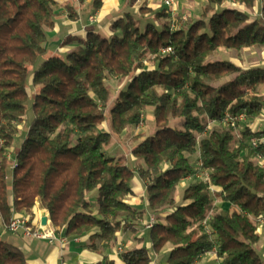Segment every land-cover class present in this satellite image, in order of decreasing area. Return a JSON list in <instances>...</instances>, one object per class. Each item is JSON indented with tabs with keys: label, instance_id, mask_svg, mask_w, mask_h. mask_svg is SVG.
I'll return each instance as SVG.
<instances>
[{
	"label": "trees",
	"instance_id": "16d2710c",
	"mask_svg": "<svg viewBox=\"0 0 264 264\" xmlns=\"http://www.w3.org/2000/svg\"><path fill=\"white\" fill-rule=\"evenodd\" d=\"M143 3L137 11L150 19L126 11L108 33L67 35L58 55L46 47L56 0H0L1 224L14 215L33 220L39 204L56 234L87 237L88 249L102 255L95 264H154L152 252L166 243V264H194L210 251L221 264H264L256 251L264 171L254 158L264 156V142L250 144L264 128L249 126L264 108V66L245 63L256 56L249 51L264 48V0H205L199 17L176 27L166 6ZM100 4L93 0V9ZM29 100L33 117L11 162ZM146 111L155 129L133 136L129 153L143 161L135 172L126 156L103 149ZM226 114L245 119L222 122ZM198 168L210 170L216 191L193 179L178 201L179 184ZM136 174L155 217L150 246L125 248L117 261L108 254L117 233L138 231L143 213L128 201ZM0 264H27L22 248L1 235Z\"/></svg>",
	"mask_w": 264,
	"mask_h": 264
},
{
	"label": "crops",
	"instance_id": "0c3cea01",
	"mask_svg": "<svg viewBox=\"0 0 264 264\" xmlns=\"http://www.w3.org/2000/svg\"><path fill=\"white\" fill-rule=\"evenodd\" d=\"M57 12L55 17L54 26L51 28V37L46 42L48 52L55 54L54 51L65 52L68 46H62V41L67 35L84 36L89 30H94L95 27L99 32L108 33L110 25L113 20L123 15L122 9L124 6L137 10L136 3L129 4L128 0H101V4L96 9L93 8V0H56ZM131 5V6H130ZM114 12V13H113ZM86 14V15H85ZM90 16L92 19H90ZM77 20V21H76ZM94 25V26H93ZM53 31V32H52ZM95 31V30H94ZM149 113V111H147ZM146 117V116H145ZM264 125V108L261 115L255 119L249 126L253 129L262 128ZM136 165L133 166L136 172ZM184 186L185 182L180 183ZM133 195L128 198V201L134 206L144 203L146 207L145 188L143 181L137 176L134 177L132 182ZM42 208L39 204L35 207V216L40 217ZM0 235H10L13 239L12 243L19 245L26 256L27 264H95L102 255L91 251L86 246L89 242L87 237L84 238H67L61 234H57L60 238H65L63 244L59 241L48 243L45 240L28 238L21 234L11 233L2 226L0 221ZM125 231L117 233V245H114L108 254L117 261L120 260L119 254L116 251L118 244L123 243V249L133 246H141V236L134 238H127L126 241ZM7 235V236H8ZM137 240H136V239ZM150 245L148 244V247ZM169 251V250H168ZM166 250V252H168ZM211 256L207 259L208 264H221V260L216 256L215 252H208ZM158 254L155 253L153 263L158 264L156 258ZM164 264H166L167 255L164 257ZM195 262L194 264H197Z\"/></svg>",
	"mask_w": 264,
	"mask_h": 264
},
{
	"label": "rangeland",
	"instance_id": "374dc122",
	"mask_svg": "<svg viewBox=\"0 0 264 264\" xmlns=\"http://www.w3.org/2000/svg\"><path fill=\"white\" fill-rule=\"evenodd\" d=\"M142 2H144L142 6H149V7H152L153 9H156V10H159L162 7L165 8V6H166L164 4V0H135V2H133V3H136L137 7H139L140 3H142ZM204 3H205V0H173V4L166 6L168 11H169V14L171 16L170 18H172L171 19L172 25L176 27V26L180 25L181 21H183V20H188L189 18L191 20H193V19H196L197 17H199ZM91 9H93V8H90V10ZM122 9H124V10H122V13H125L126 11H130V12L134 13L141 20L142 19H150L148 17L144 18L147 16L145 12L142 13L144 15V16H142V14L139 13L135 9H132V8L130 9V8H127L126 6H124ZM94 30L98 31L96 27ZM46 32H47L48 41H50L49 39H52L51 29H47ZM219 51H220L219 53H221L223 51V49L220 48ZM249 52H250V56H252V55L253 56L256 55V56L255 57H248L247 60L245 59L246 64H249V65L250 64H259V65L264 66V48H262L261 51L256 52V53H254L255 51H253V50L249 51ZM54 53L58 54V55L63 54L62 52H59L57 50H55ZM50 54H52V53H50ZM221 55L223 57H228L226 52H222ZM45 57H46V54L40 56L38 58L36 64L34 66L30 67V72H32L33 69L37 68L39 63L41 61H43L45 59ZM230 58L237 61V58H235L234 55H231ZM106 84L109 85L112 88V90H114V92H115L114 88L115 87L117 88V84H118L115 79L109 78L106 81ZM31 103H32V100H29L26 115H25L24 119L20 123H18V131L14 137L12 146L9 150L11 162H14V160H15V155L20 148L21 142H22L24 135H25V132H26V128L28 127V125H29V123L33 117V112L31 109ZM144 119L145 120L142 121V123H140L138 126H136V128H135V126H129L120 136H112L110 144L108 146H105L103 149L104 153L107 156H110V155H113V156L124 155V156H126V161L131 167H133L135 165H139V164L142 165L143 161L135 159L129 153V149H130V147H132L137 142L136 140H133L134 134H138L140 132L144 133V134L154 132L155 127L153 125V118H152L151 112L147 113V111H146L144 113ZM240 127H242V125ZM102 128L105 130H108L107 120L102 124ZM262 128H264V125L262 126ZM197 156H198L197 151L194 154L190 155V161L192 162V165L195 168L197 166V164H196ZM193 179L188 178V179L184 180V182L186 184L187 182H189L190 180H193ZM183 188L184 187L181 184H179L177 192H176V198L178 201H180V199H181V196L183 193ZM92 195H94V193H91L90 197H92ZM219 204H220V207L222 209L230 208V204L227 202H220ZM144 205L145 204L143 202L136 205V207L139 210H143L142 216L139 220L138 231H136V232L125 231V233L123 235L126 236L124 241H126L127 238H134L136 236H139V237L141 236V239H140L141 245L142 246H148V244H149V229L150 228H145V224L147 223L149 216L152 214L149 213V211L146 209V207ZM96 208H97V201H96ZM95 209H94V211H95ZM1 230L2 229L0 228V231ZM257 231L259 233V240L256 244V251L259 254V256L261 257V259L264 261V224H257ZM10 234H11V232H10ZM7 235H8V233L6 235H1V236L3 238H5L6 240L12 242L13 239L10 238V235H8V236ZM120 245H123V243L122 244L120 243ZM126 248H129V247L127 246ZM170 249H171V244L166 243L165 246L163 247V249L157 253L158 255L156 256V258H158V260H157L158 264H164L165 263L164 257L166 255H168V253H169L168 250H170ZM166 250L168 252H166ZM209 256H211V255L209 253H206L205 255H203L201 257L200 260H198L197 264H208L207 259L209 258ZM152 257L155 258V253H153V252H152Z\"/></svg>",
	"mask_w": 264,
	"mask_h": 264
},
{
	"label": "built area",
	"instance_id": "2783aa9c",
	"mask_svg": "<svg viewBox=\"0 0 264 264\" xmlns=\"http://www.w3.org/2000/svg\"><path fill=\"white\" fill-rule=\"evenodd\" d=\"M164 4L166 6H169L171 4H173V0H164ZM90 19H92V17H90ZM170 48H167L165 51H169ZM245 116L243 114H238L235 116H230L228 114L225 115V117L223 118L222 122H230L231 124L233 123H239L244 121ZM264 142V138H256V137H252L250 139V144L253 147H257L260 143ZM10 156V155H9ZM255 160L257 162V164L259 165V167L264 171V156L262 154L257 153L255 155ZM201 166V164H198V167ZM209 171L208 169H201L198 168L197 171L190 177L185 178L184 180L188 179V178H194L196 180H202L206 183L209 184ZM209 189L211 192H215L216 190L211 186V184H209ZM48 214V213H47ZM155 222V217L154 215H150L147 223L145 224V228H151L152 225ZM257 224H264V218H259L257 220ZM4 228L7 231H10L12 233L15 234H21L25 237L28 238H36V239H41V240H45L48 243H54L56 241H59L61 244L64 243L65 238H60L54 231V229L52 228V226L50 225V221H49V217L47 220V224L46 225H42L40 223V217L37 218H33L30 219V216L28 215H14L10 218L9 222L4 225ZM123 250L122 245H118L116 248L117 253L119 254L121 251ZM211 252V251H210ZM213 252V251H212Z\"/></svg>",
	"mask_w": 264,
	"mask_h": 264
},
{
	"label": "water",
	"instance_id": "95a60500",
	"mask_svg": "<svg viewBox=\"0 0 264 264\" xmlns=\"http://www.w3.org/2000/svg\"><path fill=\"white\" fill-rule=\"evenodd\" d=\"M47 220H48V214L45 210H42L41 214H40V223L42 225H46L47 224Z\"/></svg>",
	"mask_w": 264,
	"mask_h": 264
}]
</instances>
